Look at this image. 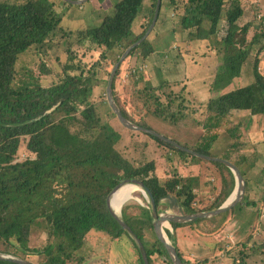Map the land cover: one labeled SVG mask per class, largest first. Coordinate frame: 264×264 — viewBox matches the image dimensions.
<instances>
[{"label": "trees", "instance_id": "16d2710c", "mask_svg": "<svg viewBox=\"0 0 264 264\" xmlns=\"http://www.w3.org/2000/svg\"><path fill=\"white\" fill-rule=\"evenodd\" d=\"M155 1L150 0L141 32L134 34L132 25L141 11L143 0H115L111 12L98 24L76 31H65L61 27V14L51 0H0V253L22 259L28 255L43 256L44 261L38 264H84L85 237L94 229L111 238L126 235L133 243L138 264H143L135 241L121 228L106 205L107 195L119 182L131 178L141 180L157 206L166 199L179 213L214 209L232 191L234 178L224 164L194 156L151 134L145 133L167 147L168 160L173 161L177 156L179 160H175L179 164L181 161L183 165L204 162L214 170L208 165L198 174L183 176L173 169L160 179L155 173L154 160L133 162L116 149L119 134L109 123L115 115L107 109L106 99L94 94L95 87L101 82L94 67L110 60V56L112 64L124 48L144 33L151 21ZM168 3L174 6L178 15L172 32L179 29L186 31L187 39L207 40L221 57L211 82L214 94L202 105V118L195 120L204 132L194 146L182 145L213 155L210 148L218 131L224 129L230 142L221 157L237 165L252 187L263 178L264 166L261 175L259 173L262 178L258 174L254 176L256 151L251 154L243 152L246 142L240 125L229 115L233 109L264 115V77L258 69V54L264 49V0L260 21L248 20L241 24L238 21L245 10L242 0H183L180 6L178 0H168ZM161 5L162 0L157 19ZM154 26L127 57L145 58L153 52L149 35ZM58 33L62 37L74 34L76 44L85 46L88 51L100 49L96 62L87 70L78 64H64L58 81L49 85H42L32 75L16 79L19 56L30 47H35L40 55L50 48L52 37ZM66 51L70 53L72 50L67 47ZM251 54L254 55L251 81L219 93L240 75ZM71 55L68 59L72 61L75 56ZM119 67L112 82L115 103L127 119L147 127L130 118L114 93ZM165 85L171 84L165 81L158 86H144L136 93L140 98L142 94L152 95L155 89ZM180 100L185 101L183 96ZM166 109L160 105L148 111L175 119V113L170 111L167 114ZM21 145L29 155L23 160H15ZM213 176L218 179V186L211 188V194L199 199L197 189L201 178L205 180ZM244 205L257 206V200L248 198ZM137 208L138 213L128 214L122 206L121 216L143 243L148 264H154L156 258L163 264H172L158 240L146 239V235H152L149 209L140 204ZM228 213L186 223L172 222L171 228L205 221L210 222V228L205 230L214 231L223 227ZM39 225H46L48 241L39 248H31V229ZM166 232L174 243L172 232ZM251 235L252 232L246 239ZM244 242H240L239 256L232 264H246ZM177 253L184 264H190L178 249ZM0 264L19 263L0 259Z\"/></svg>", "mask_w": 264, "mask_h": 264}, {"label": "rangeland", "instance_id": "374dc122", "mask_svg": "<svg viewBox=\"0 0 264 264\" xmlns=\"http://www.w3.org/2000/svg\"><path fill=\"white\" fill-rule=\"evenodd\" d=\"M5 1V0H3ZM6 1H17V0H6ZM54 2V8H56L57 12L61 14V22L60 25L64 28L65 31L71 30L76 31L78 29H82L89 26H94L96 24L93 23V19L97 17V14H91L87 7V3H83L81 5H71L69 9L64 10V6H67L63 0H51ZM244 5V15L241 17L243 20H254L255 22H259L261 18V12L263 7V0H242ZM64 10V11H63ZM102 12L101 16L110 13ZM93 23V24H92ZM221 36V35H220ZM53 43L46 51L41 52L40 55L37 53L35 47H30L27 51L22 53L17 62H16V69H17V78H27L29 75L35 76L38 78L39 82L42 85H49L55 81H58L60 76L62 75L63 66L64 64H78L84 70H87L98 58L99 50L93 49L88 51L85 46H81L76 44L75 35L72 34L69 37L64 36L62 37L59 33L54 35ZM195 41L192 44L195 46L196 49H204L209 51L213 49V46L209 43L204 42L201 46L195 45ZM197 46V47H196ZM67 47H69L72 51L68 53L66 51ZM205 51V52H206ZM261 55H264V49L261 51ZM75 56L74 60H69L70 55ZM86 54V55H84ZM260 54V53H259ZM258 54V55H259ZM71 55V56H72ZM253 56L251 54L250 62L252 64ZM220 56H216L215 59L220 61ZM112 57L110 56V60ZM110 60H105L102 62L101 65H96L94 70L96 72L97 79H101L100 84L94 89V94L99 95L101 99L105 100V85L106 80L109 75V72L114 64L110 63ZM129 60L130 57L124 59L121 62L119 67V73L115 77L114 81V93L120 103V105L127 111L130 118L135 122H140L146 125L148 128L155 130L156 132L171 138L181 144H186L188 146H194L199 140L200 136H202L204 130L200 125L196 123V119H201L202 117V105L196 106L195 104L189 102L185 99V95L179 94V89L177 87H173V85H165V87H160L154 90V93L149 95H141L137 96L136 91L137 88H143L144 86H150L149 82L151 83L150 77L147 75H141L139 70H135V73L131 76L130 70L132 67L129 68L131 65ZM263 60V62H262ZM259 63L260 72L264 74V59H262ZM206 68V67H205ZM129 69V70H128ZM203 69V68H202ZM200 69V70H202ZM136 75H140V81L138 86L132 85V81ZM215 76V74H214ZM264 76V75H263ZM147 78V79H145ZM213 78V76H212ZM213 80V79H212ZM153 82V81H152ZM188 82L184 83L186 85ZM234 87L241 85L238 79L234 82ZM188 86V85H187ZM185 87V86H184ZM174 88V89H173ZM184 91H189L188 88H184ZM211 91V85H210ZM213 93V92H212ZM181 95L185 99L182 103ZM184 94V93H183ZM214 94V93H213ZM212 94V95H213ZM144 101V105H143ZM182 103V104H180ZM180 104V105H179ZM160 105L165 106L167 109V114L169 112L175 113V119H172L169 115L168 117L163 118L157 116L150 112L153 108L158 107ZM180 106V107H179ZM107 109L110 110L108 105L106 106ZM150 110V111H148ZM109 123L111 127L116 130L119 134V140L116 143V149L119 150L123 156L128 158L131 161H135L137 163L146 162L149 160H154L157 163V168H155V172L168 173L171 171L173 166H177L180 162L175 160L178 159L175 156L174 160H168L167 156L169 155L167 147L164 145L159 144L154 139H152L149 135L145 134L142 131H134L129 130L122 126L119 121L112 117L109 119ZM229 141V138L228 140ZM225 142V138L221 137V139L215 140L211 147L212 154H219L220 153V146L222 143ZM220 144V145H218ZM28 152L24 148L23 145L20 146L16 153L15 160H23L28 156ZM179 160V159H178ZM189 159H187L188 161ZM182 163V161H181ZM209 165V164H208ZM207 163L202 162V168H208ZM209 168H214L209 165ZM168 168V171L167 169ZM256 172V171H254ZM258 172V171H257ZM254 175L256 176L257 173ZM156 173V175H158ZM161 173V174H162ZM246 180L247 177L245 176ZM253 181H251L252 183ZM128 202H134L131 205V214L138 213L139 210L137 205L140 204L141 206L146 207V198L142 195L141 190L137 189L133 193V197L126 200L122 206ZM120 208L119 213L121 214ZM203 223L205 221H202ZM210 225V224H209ZM210 228V226H209ZM173 233L174 230L171 229ZM167 233V232H166ZM260 235V234H259ZM169 237V236H168ZM247 236L244 238L245 248L243 251L245 252L246 256V264H264V241H261L259 238L255 237L254 239H246ZM252 238V237H251ZM261 238V237H260ZM146 239L153 240L152 235H146ZM257 239V240H256ZM48 241V234L46 225H39L33 226L31 229V233L29 236V246L31 248H39L44 245ZM175 241V240H174ZM239 241L236 246L231 248L230 250L226 248H222L218 255H215L212 259V264H232L233 259L239 256L238 251L241 250ZM175 244V242H174ZM86 257V262H90V264H107V259L104 258L103 254H96L90 249L83 252ZM94 254V255H93ZM96 254V255H95ZM117 260H131L133 263L138 264L137 254L133 247L132 241L126 236L122 235V238L113 244L112 249V256ZM26 260L32 262L33 264H38L44 261V257L40 255H28L25 258ZM154 264H163V262L156 258L154 260Z\"/></svg>", "mask_w": 264, "mask_h": 264}, {"label": "crops", "instance_id": "0c3cea01", "mask_svg": "<svg viewBox=\"0 0 264 264\" xmlns=\"http://www.w3.org/2000/svg\"><path fill=\"white\" fill-rule=\"evenodd\" d=\"M114 1L115 0H87L85 2L91 14H97V17L92 20L94 24H98L101 21V11L108 12L111 10ZM182 1L183 0H178L177 5L180 6ZM64 7L65 11L69 9V6ZM149 8L150 0H143L141 11L132 25L134 34L141 32L142 24L148 16ZM173 8L174 6L170 5L168 0H162L160 15L155 23L153 31L149 35L154 50L145 58L132 57L131 60H129L131 64L129 68L132 67L130 75L135 76L133 75L135 70H139L141 75L150 77V86H158L162 82L168 81L174 88L178 86L179 94L185 95V99L199 107L213 94L210 91V85L213 79L212 76L216 73L220 61L215 59L217 54L214 48L209 51L196 49L192 44L195 40L187 39L186 31L177 29L175 32H172L175 22L178 20V15L175 14ZM241 17L238 21L240 24L248 21L243 20L245 18L242 19ZM204 42L207 43V40H197L195 45L198 44L197 46H201ZM261 54L260 52L258 55L259 63L264 59V55L262 57ZM250 61L249 59L248 62L245 63L240 75L234 77L231 83L219 93L236 88L233 85L236 79L241 82L239 86L245 85L251 81L252 64ZM138 77H140V75H136L134 81H132V85L135 87L140 84L139 81L141 79L139 80ZM186 82L188 83L184 85ZM184 88H188L189 91H184ZM229 117L234 123L240 125L242 138L246 142L243 152L251 154L253 151H256L257 160L254 171H258L257 173L261 175V169L264 166V115L251 114L248 110L243 109H233L230 111ZM221 137L225 138V142L220 146V153L213 154L214 156L221 157L230 142L227 141L229 137L224 129L218 131L217 138L221 139ZM165 169L168 171V168ZM171 169L172 171L176 169L178 173L186 176L198 174L202 166L201 164H190L186 162L185 165L181 163ZM161 173H157V177L160 179L168 175L166 172ZM260 175L259 177L263 178L260 182H257V184L254 183L252 187H250L248 182L249 199L257 200V206L243 205L241 209L229 212L222 228L207 232L205 228L209 227L210 222H200L193 226L183 224L174 229L172 234L174 235L175 246L185 260L190 264H212V258L218 255L222 248L230 250L236 246L239 241L244 240L250 232H252V238L250 237V239L255 240L256 237L264 241V174L262 177ZM200 182L197 189L199 199H203V196L207 193L211 194V188L218 186V179L214 176L209 178L206 177L205 180L201 178ZM132 203L134 202H128L123 205L128 214H131L130 209ZM160 205H166L168 210L178 212L177 208L174 206L171 207L166 199H162L159 206ZM121 238L122 236L119 238H111L101 231L91 229L86 234L85 247L86 250L90 249L96 254H103L104 258L108 261L107 264H135L134 262L132 263L131 260H117V258H111L113 244ZM86 264H90V262L87 261Z\"/></svg>", "mask_w": 264, "mask_h": 264}, {"label": "water", "instance_id": "95a60500", "mask_svg": "<svg viewBox=\"0 0 264 264\" xmlns=\"http://www.w3.org/2000/svg\"><path fill=\"white\" fill-rule=\"evenodd\" d=\"M64 2H67L72 5H81L85 3L87 0H63ZM161 0H156L155 5H154V10H153V15L151 18V21L144 31V33L136 39L134 42L129 44L124 50L121 52L117 60L114 62L109 75L106 80V85H105V99L108 104V107L112 111V113L115 115V118L119 121V123L124 126L125 128L129 130H134V131H142L144 133L151 134L153 136H156L160 138L161 140L170 143L172 146H174L177 149H180L182 151H185L187 153H190L194 156H197L199 158H202L204 160H209V161H216L224 164L226 167L229 168L231 171V175L234 178V186L230 194L227 196V198L216 208L211 209V210H203V211H198V212H193V213H178V212H172L168 210L166 205H156L155 200L153 198L152 193L150 190L147 188V186L139 179L136 178H131V179H123L121 182H119L107 195L106 197V205L111 212V214L116 218L118 223L120 224L121 228L124 229L135 241L140 254L141 258L143 260V264H148V259L146 255V251L144 248L143 243L141 240L132 232L131 228L127 225V223L123 220L122 216L120 213H116L111 205H110V198L114 191H116L119 187L126 183H132L135 184L136 186L139 187L141 190L142 195L146 198L147 201V208L149 209L150 215H151V224H152V236L154 239L158 240L163 247L165 248L172 264H184L180 258V256L177 253V249L175 244L172 242L171 238L168 237V234L166 233V230L171 232V223L176 222V223H186L193 221L198 218H211L213 216H216L220 213L223 212H233L235 210H238L239 207L243 206L246 202V200L249 198V184L248 180H246L245 176L242 175V172L240 168L235 165L232 161L227 160L225 158L219 157V156H214V155H207V154H202L199 153L191 148L185 147L182 144L178 143L177 141L168 138L166 136H163L162 134L156 132L155 130H152L148 127L140 126L129 119H127L123 114L121 113V110L115 103V100L113 98L112 94V82L116 73V70L118 66L123 62V60L127 57L129 52L138 44H140L150 33L151 29L153 28L159 8H160ZM123 204V203H122ZM239 204V205H238ZM122 206V205H121ZM121 208V207H120ZM160 210V211H159ZM173 235V234H172ZM174 236V235H173ZM0 259L2 260H9L15 263L19 264H33L32 262L6 255L3 253H0Z\"/></svg>", "mask_w": 264, "mask_h": 264}, {"label": "bare ground", "instance_id": "6f19581e", "mask_svg": "<svg viewBox=\"0 0 264 264\" xmlns=\"http://www.w3.org/2000/svg\"><path fill=\"white\" fill-rule=\"evenodd\" d=\"M137 189H139V187L132 183H126L119 187L116 191H114L110 198V205L112 209L116 213H119L122 203L133 197V193Z\"/></svg>", "mask_w": 264, "mask_h": 264}, {"label": "built area", "instance_id": "2783aa9c", "mask_svg": "<svg viewBox=\"0 0 264 264\" xmlns=\"http://www.w3.org/2000/svg\"><path fill=\"white\" fill-rule=\"evenodd\" d=\"M147 207V206H146Z\"/></svg>", "mask_w": 264, "mask_h": 264}]
</instances>
